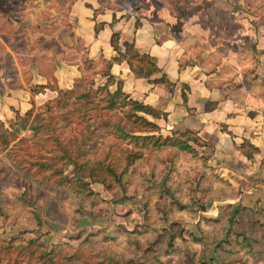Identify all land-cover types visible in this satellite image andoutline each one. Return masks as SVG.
I'll list each match as a JSON object with an SVG mask.
<instances>
[{
    "label": "rangeland",
    "instance_id": "obj_1",
    "mask_svg": "<svg viewBox=\"0 0 264 264\" xmlns=\"http://www.w3.org/2000/svg\"><path fill=\"white\" fill-rule=\"evenodd\" d=\"M99 1L101 8L124 9L137 18L166 14L182 49L187 52L193 43L200 49L192 55L207 50L218 55L219 35L224 29L229 37L234 33L240 7L257 5L254 0ZM72 2L0 0V98L13 89L47 91L35 98L31 93L26 111L13 105L0 109L5 107L0 127H17L6 147L0 135V264H47L27 249L38 245L53 248L52 264H264L262 213L223 198L235 190L214 172L201 140L188 141L194 151L182 149L188 135L165 126L160 133L173 142L135 140L129 129L140 124L121 122L113 111L94 135L87 122L63 117L66 106L54 102L57 92L41 88L57 84L53 72L61 61L84 68L76 78L79 90L92 88V79L102 81L93 75L103 60L91 64L76 41ZM199 7L196 17L189 16ZM75 47L78 52L70 49ZM232 47L229 41V53ZM77 103L90 112L91 103ZM116 123L128 134L116 129L114 135ZM94 138L99 143L94 145ZM128 148L142 153L131 165L125 160ZM65 154L83 165L80 173L94 171L109 187L76 177ZM99 159L114 171L97 165Z\"/></svg>",
    "mask_w": 264,
    "mask_h": 264
},
{
    "label": "crops",
    "instance_id": "obj_2",
    "mask_svg": "<svg viewBox=\"0 0 264 264\" xmlns=\"http://www.w3.org/2000/svg\"><path fill=\"white\" fill-rule=\"evenodd\" d=\"M252 2L257 5L240 7L242 16L236 15L230 37L226 29L220 33L218 55L208 50L192 55V51L200 50L194 43L185 52L183 40L171 33L164 13L137 18L125 14L124 9L101 8L99 0H73L69 13L84 58L93 63L110 60V72L122 81V90L159 112V117H147L161 131L163 126L171 131H193L202 141L200 147L209 156L214 172L235 190L224 199L264 210V0ZM198 10L200 7L189 16L194 17ZM113 32L118 33L119 44L133 41L138 51L151 55L160 71L149 78L140 77L126 59L114 60L117 52L111 44ZM229 41L234 44L231 53ZM70 49L78 52L76 47ZM79 65L57 63L54 88H70L84 73ZM162 73L169 83L151 81ZM54 88L43 87L56 93ZM110 88L115 89L116 83ZM31 93L33 98L47 95V91L13 89L11 94L1 96L0 109L2 105H13L26 111Z\"/></svg>",
    "mask_w": 264,
    "mask_h": 264
},
{
    "label": "trees",
    "instance_id": "obj_3",
    "mask_svg": "<svg viewBox=\"0 0 264 264\" xmlns=\"http://www.w3.org/2000/svg\"><path fill=\"white\" fill-rule=\"evenodd\" d=\"M111 44L114 48V50L117 52V55L113 57L114 60H121L126 59L127 63L129 64L131 70L136 74V76L140 77H147L149 78L152 74L155 72L160 71L159 67L157 66L154 58L149 55L148 53H142L138 51L133 41L123 40L121 44H119L118 41V33L113 32L111 35ZM88 61L92 64L93 61L88 59ZM104 65L102 68H99V70L94 71V77L98 75L100 79L102 80L101 83H96L95 79L91 80V87H83V89H78V79L75 80V83L73 85L74 88H68V89H62L59 87H52L56 89L58 95L61 97H65L68 99V102L61 101L59 98L55 99L54 102L57 105H61L62 103L65 104V109L63 117L67 120L72 117L78 118V120L87 122V126H90L89 128H92L90 130L91 134L95 135V132H99V127L102 126L103 122L106 123L107 118L110 116V112H114L118 118L119 121L123 122V119H132V122H138L140 125L132 126V129H129V135L131 138L137 140V139H147L150 140L151 144H157L162 141L170 140L173 142V138L171 139L170 136H163L160 133V126L152 119L148 118L147 115H151L153 118L159 117V112L153 108L149 104H145L142 101H139L137 99H134L129 96L125 91L122 90V81L120 79H116L115 76L110 72V66L111 61L110 60H103ZM151 81L153 82H166L169 83L167 76L165 73H162L160 77H154ZM113 83H116V88L111 89L110 85ZM43 88L44 85H41ZM41 91L35 90V92ZM82 97V98H81ZM83 100L84 102L91 103L92 105L89 107V111H84L82 109V106L77 103V101ZM48 103H51V101H45ZM125 106L127 109H124ZM119 111L122 113V116L119 115ZM28 115L30 111H27ZM27 114V113H26ZM85 118V119H84ZM104 119V120H103ZM118 121V122H119ZM91 122V123H90ZM1 123V122H0ZM101 124V125H100ZM12 125H14L12 123ZM20 127H24L25 123H20ZM114 127V128H113ZM116 129H119V133L121 135H127V131L123 130L122 125L116 123L115 126H112V132L115 135ZM2 130V131H1ZM122 130V131H120ZM17 131V127H11V130H3V128L0 127V135L1 140L5 144V147L7 146L10 138L14 139L15 132ZM136 131L139 132H145V134H138L135 133ZM125 132V133H124ZM175 133H179V131H174ZM183 133V135H188L186 137L185 141H181V144L179 147L182 149L184 147H189L190 151H194V147L188 142L193 141L196 144L199 143V138L193 133V131L190 130H184L180 131ZM97 135V134H96ZM57 138V137H56ZM83 139V138H82ZM99 143L96 138L93 139V144ZM177 144V143H176ZM145 145L143 142L141 146ZM115 146V145H114ZM66 151V149H65ZM64 153V152H63ZM140 154H142L140 151H133L131 148L127 149V154L125 155V160L131 165L134 163L135 159L140 157ZM66 164H72L73 165V174L77 177L81 178H89L90 181H97L101 182L104 186L109 187L108 183L106 182L105 178L95 176L94 171L88 172L86 174L80 173L79 169L83 166L80 163H78L75 159H72L70 157V154H65ZM97 165H99L101 168L105 166V168H109V171H114V168L110 165V163H104L102 160H97L95 162ZM93 167V166H92ZM83 187L87 185V183L83 182L81 184ZM258 211H260L262 219H264V210L262 208H258ZM54 225V223H53ZM29 242L35 244V239L29 240ZM3 246V245H1ZM39 249H34L32 247L27 248L29 252H33L34 255L37 258L43 259L46 261L47 264H52V261L55 260L54 253L55 251L53 248L51 250H48L46 247H43L41 245H38ZM54 247V245L52 246ZM57 257V256H56Z\"/></svg>",
    "mask_w": 264,
    "mask_h": 264
}]
</instances>
